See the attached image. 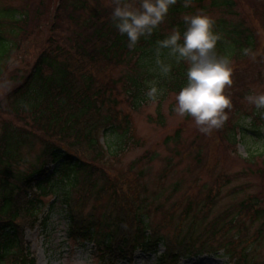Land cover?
<instances>
[{"label": "trees", "instance_id": "1", "mask_svg": "<svg viewBox=\"0 0 264 264\" xmlns=\"http://www.w3.org/2000/svg\"><path fill=\"white\" fill-rule=\"evenodd\" d=\"M23 1L29 7L28 0ZM89 1L92 0H57L45 48L28 69L12 68L11 63L26 41L28 30L32 26L37 29L38 15L7 10L3 18L8 20H0L1 84L8 74V90L0 104L4 113L7 111L18 123L0 120V264H36L25 232L37 226L42 198L54 192L51 180L62 185L61 202L69 223L67 240L91 243L105 263L130 260L137 250L158 256L162 245L164 251L157 258L158 264H177L181 258L219 251L230 264H250L249 244L243 241L242 233L246 231L245 221L259 222L250 240L264 239V195L249 197L207 221L223 186L229 183L221 176L196 206L187 201L177 219L180 225H188L186 229L170 220L168 212H164L165 219L160 224H153L146 217L150 211L141 182L143 175H131L118 168L120 156L108 154L100 143L101 135L107 133L122 137L124 146L133 142L130 119L118 109L119 88L137 109L152 82L162 92L174 94L185 86L186 64L178 63L167 49L157 57V41L174 28L182 33L186 28L182 17L195 14V9L202 10L206 4L232 17L239 0H190L188 7H184V0H177L169 9L165 25L161 23L151 37L141 38L131 51L127 37L113 26L114 0L106 6L97 0L90 6ZM244 1L251 12L264 18V0ZM16 15L23 21H17ZM243 23L214 21L213 31L219 37L214 51L218 57L238 61L256 51V31L252 26L245 28ZM65 24L66 36L58 37L57 31ZM4 25L15 30L10 39L1 32ZM157 59L171 65L167 75ZM119 66L129 67L130 76L104 82V76ZM9 68L13 69L11 73L7 72ZM257 122L264 127V110ZM36 136L43 140V149L35 165L28 173L17 171L18 165L24 164L19 155L21 148ZM231 141L236 144L234 137ZM51 165H56L52 173ZM173 223V233L169 235L165 231Z\"/></svg>", "mask_w": 264, "mask_h": 264}, {"label": "rangeland", "instance_id": "2", "mask_svg": "<svg viewBox=\"0 0 264 264\" xmlns=\"http://www.w3.org/2000/svg\"><path fill=\"white\" fill-rule=\"evenodd\" d=\"M110 1L97 0L101 6L109 5ZM56 2L57 0H28L27 7L23 0H0V20H8L3 18L7 10L20 9L32 16L38 15L37 29L34 30L32 26L28 30L26 41L16 54L14 64L11 63L12 68H30L38 53L45 48L51 30L49 29L51 15L57 7ZM89 5H94L93 0L89 1ZM247 6L244 0H239L234 9L236 15L232 17L212 10L208 4L202 9L213 21L222 19L232 25L244 21L245 28L254 27L259 41L256 51L247 59L242 58L238 61L233 57L230 59L232 84L226 87L225 95L231 99V108L226 110L229 123L223 128L215 129L209 135L202 134L191 117H180L174 112L176 94L162 92L156 84L160 92L157 99L155 101L148 99L146 95L148 84L143 95L144 101L137 109L132 107V99H125L120 88L116 92L120 101L118 109L130 119L132 131L130 138L133 142L124 146L123 138L113 136L111 133L102 136L100 141L104 148H107L108 154L120 156L119 164L115 162L118 168L127 170L131 175L133 173L143 175L141 182L145 187L144 197L150 211V215L146 217L150 223L160 224L165 219L164 212L170 213V220L173 222L176 220L178 223L177 219L187 201H192L196 206L216 180L219 182L221 176L229 183L223 186L212 215L207 221L237 207L249 197L259 198L264 195V127L255 118L259 111L245 99L250 94L264 93V18L258 13L251 12ZM197 11L201 10L197 8L195 13ZM15 19L23 21L19 15H16ZM67 28L65 24L58 30L56 33L58 37L60 35L65 37ZM1 32L7 39L15 34V30L5 25ZM12 71L13 69L9 68L7 72ZM107 74L104 76L106 80L103 81L111 82L117 78L130 76L131 70L127 66H119L112 68ZM7 78L8 74L2 84L0 83V101L8 90ZM3 109L1 102L0 120L18 125L7 111L4 113ZM233 136H236L235 145L230 141ZM42 143L43 140L36 136L32 137L28 145H23L19 155L24 164L18 165L17 171L29 172L43 149ZM52 168L56 169V165H52ZM55 184L56 182L52 184L55 187L53 194L42 198L38 225L25 232L26 242L36 263L108 264L100 259L91 244L81 245L67 240L66 231L69 223L66 208L61 202L62 191L59 189L62 190V185ZM74 196H77L76 192ZM84 207H87V203ZM177 225L184 229L188 226L180 223ZM174 226L173 223L171 229L165 232L171 235ZM245 226L246 231L242 233V238L249 244L247 253L250 264H264V239L256 242L250 240L255 237L260 223H251L247 220ZM163 251V246H160L159 254ZM113 264H157V261L154 255L137 250L132 259ZM178 264H229V262L222 252H207L182 259Z\"/></svg>", "mask_w": 264, "mask_h": 264}, {"label": "clouds", "instance_id": "3", "mask_svg": "<svg viewBox=\"0 0 264 264\" xmlns=\"http://www.w3.org/2000/svg\"><path fill=\"white\" fill-rule=\"evenodd\" d=\"M176 2L114 0L113 26L120 35L127 37L128 49L134 50L141 38L153 35ZM189 4L190 0H184V7ZM183 22L186 28L182 33L174 28L164 39L157 41V57L161 50L167 49L178 63L186 64V84L175 95L174 112L180 117H191L198 130L209 135L228 119L226 110L231 108V99L225 95V89L232 84L233 72L229 60L218 57L214 51L219 37L213 31L212 18L201 10L185 15ZM157 64L165 75L171 71V65L160 59ZM159 94L155 83H150L146 93L148 99L155 101ZM245 99L257 111L264 110V93L250 94Z\"/></svg>", "mask_w": 264, "mask_h": 264}]
</instances>
